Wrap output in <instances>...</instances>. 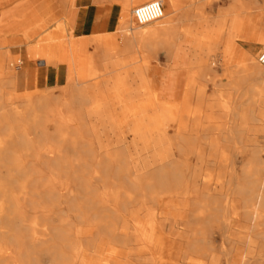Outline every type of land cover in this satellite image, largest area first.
Listing matches in <instances>:
<instances>
[{"label":"bare ground","instance_id":"bare-ground-1","mask_svg":"<svg viewBox=\"0 0 264 264\" xmlns=\"http://www.w3.org/2000/svg\"><path fill=\"white\" fill-rule=\"evenodd\" d=\"M10 1L17 2L1 14V25L23 9L39 12L44 0H0V7ZM53 1L64 17L59 20L53 15L47 20L46 27L53 22L55 29L45 33L40 42L67 37L66 44L59 43L54 48L53 42L45 48L33 43L44 32L45 25L27 34L29 43L14 44L0 39V130L10 131L5 138L0 135V165L3 167L14 154L12 161L21 164L17 176L23 179L22 183L35 187L41 177L36 176L34 166L25 167L29 162L23 163L18 154L38 153L45 158L43 164L49 169L50 184L57 181L61 190L54 192V207L62 206L65 215L59 226L51 229L54 240L46 242L35 228L28 232L40 252L54 249V264H78L81 254L92 251L103 239L115 251L117 245H130L123 264H176L170 255L180 258L178 264H200V261L219 264L221 259L228 264H264V158L261 156L264 149L259 141L264 144V68L254 56H244V65L235 70L226 69L217 80V73L207 64V58L219 44V53L227 61L232 46L227 44L226 24H237L250 10L257 11V0H252V7L244 0H231L234 5L222 9L218 18L221 25L218 38L212 37L211 28L198 36L180 26L186 17L199 19L202 11L200 7L184 11L182 0H160L161 17L140 26L133 25L131 9L147 0H89L115 8L116 18L107 30L78 41L76 34L66 35L70 29L76 31L80 27L74 10L77 0ZM1 31H4L2 27ZM260 41L264 45V38ZM187 42L192 68L184 74L186 93L172 124L169 125V112L160 110L174 158L136 175L120 135L123 127L130 126L131 101L137 99L127 98L139 92L145 94L146 90L155 97L156 90L148 85L130 90L133 94L122 92L121 73L133 67L136 78L140 73L151 83L144 74L148 62L138 63L135 53L161 49L172 66L180 47L183 49L182 43ZM21 45L22 53L11 54L10 46ZM88 45L94 48L93 55L86 56ZM61 50L73 57V71L68 65L65 70L54 65L56 58V63L61 62L64 55L58 56ZM30 61H40L38 70L42 66L58 69L64 83L56 86L57 93L53 86L33 85L34 76L39 77L43 70H34ZM137 80L140 81L139 76ZM209 89L211 93H207ZM18 96L23 98L19 102L21 107L13 101ZM46 122L53 123V133ZM186 148L194 153L197 165L191 166L188 176L191 185L182 191L186 168L179 164L176 153ZM94 153L100 158L90 165ZM207 164H216L218 168L208 169ZM197 178L203 186H208L197 188ZM34 187L29 191L36 195ZM5 192L0 187L1 198ZM170 193L171 197L167 196ZM60 195L63 200L59 199ZM14 201L20 207L18 196ZM0 216L5 220L0 223V233L19 251L23 250L25 244L19 227H27L24 220L11 221L4 203L0 204ZM212 230L217 231L221 245H228V250L223 246L215 249ZM84 233L89 237L75 246L76 236ZM169 241L173 243L167 252ZM1 255L11 256L10 249L0 245Z\"/></svg>","mask_w":264,"mask_h":264},{"label":"rangeland","instance_id":"rangeland-1","mask_svg":"<svg viewBox=\"0 0 264 264\" xmlns=\"http://www.w3.org/2000/svg\"><path fill=\"white\" fill-rule=\"evenodd\" d=\"M182 1H183L182 2V9L184 11H190L191 9L195 10L196 7H200V9L202 11L200 10L201 16L199 17V19L197 17H196L197 19L191 18L190 16H189V18L186 17L181 22L180 26L182 25L181 27L188 28V29L192 30L194 32V34L198 35V36H200V34L204 35L205 31L210 30V28L214 29L212 32L213 38H218V36L220 34L221 25H219V23H217V22L219 20L218 18H220V16L222 15L221 10L222 9H229L234 5L233 2H232L233 5L232 4L229 5L228 0H210V1L209 0H192V1L182 0ZM257 1L259 2V5L262 6V9L260 10V12L257 13L258 10L257 11L256 10H250L249 12L246 13V16H245L246 18L243 19V20H248V17H253V16L257 17V19L255 20V22L253 24L246 26L245 24H243V22H244L243 20L240 22L238 21L237 24H233V23H227L226 24L225 28L227 29V31H226L227 44H230L232 46L231 51L229 53L230 56L228 55L229 60L228 59H227V61L224 60V58L220 55V53H219L220 49H221L220 44L217 46L218 49H215L213 51L214 53L211 52L210 53L211 56H209V58H207L208 59L207 64H208L209 68H212L217 73V75L215 76V78H217V80H218V78H220V79L222 78L221 73H223L226 69L229 68L231 70H235L237 67L244 65V63H242L244 61V56H250L251 55V56H254L256 58L258 51L264 47V45H262L261 41H260L262 38H264V35L261 34L262 33V27H264L263 26V23H264V0H257ZM16 2L17 1H10V2H6V4H3L0 7V16L4 12H6L7 10H10L15 5ZM46 2H48V3H46ZM241 2H243V0H241ZM87 3H90L89 0H77L76 5H74L75 12H77V10H82L83 7ZM244 3L250 4L251 7L253 6V2L251 3L250 0H247ZM44 4H48V5L44 6ZM49 4L52 5L51 9H49ZM188 4H189V6H188ZM41 6L42 7L39 8V13L44 17L50 15L53 12H54V15H56V18H58L59 20H62V18L64 17L63 13H61L57 7H54V1L53 0H44L41 3ZM187 9H189V10H187ZM118 14H119V12H118ZM190 15H191V13H190ZM19 22H21V21H19ZM132 23H133V25H135L134 22H132ZM55 25H56V23L52 22L48 28L46 26H44V28H45L44 32H40L38 34L39 37L35 38V41L33 43L42 44L43 47H45V48L47 46L50 47L51 44H55V43L56 44L52 45L51 47L55 48L59 43H63V42H64L63 44H66L67 40H68L67 37L64 39L56 40L57 42L55 40L40 42L41 41L40 38L44 37L45 33L55 29ZM1 27H2V25L0 23V29H1ZM51 28H52V30H51ZM200 28L202 29L203 33H202ZM76 31L74 29H70V31L66 35H73V34H75ZM199 32H201V33H199ZM18 36L19 35H17V34H9L8 32H5V31L0 32V39L10 40L11 38H16ZM244 37H246V38H244ZM87 38H88V36L77 37L76 41H78L79 39L85 40ZM29 41H30V35H26L23 38H21L20 40L16 41L15 43H18V42L29 43ZM53 42H55V43H53ZM182 46H183L184 50H187L190 52V43L189 42L182 43ZM22 49H23V45H21L20 47L19 46H10L9 47V50H10L11 54H13V55H18L20 52L22 53ZM93 50H94V48L92 46L88 45L87 48L85 49L86 56L93 55L95 53ZM64 51L65 50L59 51V54H58L59 57L62 54H64V55L61 56L62 58L60 57L61 62L58 61L56 63V61H57V58H56L54 60V63H55L54 65L55 66L57 65L58 69L60 67H62L60 69L64 68L63 70H65L66 67L69 66L71 68V70L73 71L74 59L71 55H69V52L65 51V53H64ZM154 51L152 53H147L144 51H142L141 53H138V54H137V52L135 53V55L137 56L136 60L138 63H140V61H142V60H146V62H148V64L144 62L146 64V69L144 71L145 72L144 74L147 75V77L149 79L154 80V83H153V81H151V83L146 82V80L143 79V76L138 71H137V73H139L140 75L138 74L137 78H136L135 71H134L135 68L128 67V68H126L125 72L121 73V80L119 81L120 82L119 88L122 92L123 91H130L132 89H138L141 86L145 87V88H148L150 85H157V86L162 87L163 85H167L170 81L178 79V72L176 71V69L169 66V63L167 60V55L165 54V52L161 49H156ZM67 53H68V55H67ZM126 55H123V56H126ZM74 56H78V53H75ZM140 57L144 58V59H141ZM190 57H191V53H190ZM39 62L40 61H35V62L30 61V64L34 68V70L37 69L36 71H38V72H39V70L44 71V72L43 71L39 72L40 75H42L41 77H40V75H39V77H37V75L34 76L35 79L33 78V80H32L33 85L35 84L34 86L38 87V88H45L47 86H53V91L54 92L56 91L55 93H57L58 87H56V86L64 83V80L60 79V78L57 80V82H53L54 76L56 77L57 74L60 76L59 72L57 71L58 69H52L49 66H44V67L42 66L38 70L37 66H39ZM62 62H65V64H63ZM66 65H68V66H66ZM191 68H192L191 65H189L187 70H189ZM138 76L140 77V81L137 80ZM37 78H39V80H40V78H42V79H41V81H37L38 80ZM36 84H38V85L36 86ZM7 90H9V89H6V91ZM148 92H149V90H146L145 94L142 93V94H144L143 96L139 92V93H136L135 95L129 96L127 98V99H129V98H132L134 96L137 97V99L131 101L132 105L134 106L133 107L134 118H135V115L138 113L139 107H140L139 105L137 106V103L142 101L144 98H147ZM131 93L133 94L132 91L128 92V94H131ZM207 93H211V90L210 89L207 90ZM22 99H23L22 97L18 96L13 101L17 102L18 103L17 106L21 107L22 105H20L19 102ZM149 112H150V114L155 113V106L154 105L150 106ZM46 125L48 127V130L50 132L52 131L51 133H53V127H54L53 123L46 122ZM170 129H172V128H169V132L171 134H173V132ZM14 130H15L14 132H17L16 128ZM9 132L10 131L3 130V129L0 130V135L1 134L5 135L4 137H1V138H5L6 134ZM29 133H31V131H29ZM128 141L131 142L132 137H129ZM259 141L263 145L262 149H264L263 148L264 144H263L262 140L260 139ZM197 146L198 145H196V147ZM191 151L192 150H188L186 148V149H184V151L182 153H176L177 161L179 162V164L182 167L186 168L185 173H184L185 174V179H184L185 183L181 187L182 191H184L186 188H189V186L191 185L188 176L191 172V166L197 165L195 158L193 157L194 153ZM18 155L22 158L23 163L29 162V165L25 164L26 165L25 167L29 168V167L34 166L35 171H36V176H40L41 178L38 179L39 182H38V184H36L35 187H34V184L29 186L26 183H22L23 179L19 178L17 176V173H16L18 171V169L21 168V164L19 162L12 161V158L15 156L14 154L10 155L11 160H9L8 163L4 164L3 167L0 165V183L2 184V186H0V187H2L4 190H6V192L2 196V198L0 196V204L4 203V205L6 207V212H7V214L9 213V217L12 219L11 221L23 219L24 225L27 226V227H25V226L19 227V229L21 230V234H23V240L22 241L25 244V248L21 251L18 250L17 246L15 244H13V242L7 240L6 235H3L0 233V245L7 247L11 251V256H9V257L8 256L4 257L2 255L0 256V264H54V249H52L49 253H41L40 247L31 240V234L28 232L30 230H32V228H35L37 230V232H40L39 234L42 233V235H44L43 240H45L46 242H52L54 240V238L52 236V230L59 226V221H60L61 217L65 215L64 212H62V211H64V210H62V206H59V207L55 206L54 207V192H59V193L61 192V190L59 188L60 185H58L57 181L56 182L54 181L50 184V181L52 179H49L50 178L49 169L47 167H45L43 164V162L45 160L44 157L39 156L38 153L31 154V153L21 152ZM261 156H262V158H264V152L263 151L261 152ZM68 157H69V159H72V156L68 155ZM99 158H100L99 154L94 153L92 155V160H90L89 164L94 165L96 160H98ZM38 159H41L42 161H38ZM207 167H208V169H213V170H217V168H218V166L216 164L215 165L207 164ZM195 181H196L195 186L197 188L202 189V188H205L208 186V184L207 185L204 184V186H203L200 182L201 179H199V178H197ZM17 182H19V183H17ZM214 182H217V180L214 179ZM208 183H210V181ZM33 187H34V191H35L36 195H34L30 192L31 190L29 188H33ZM69 187H72V185H70ZM171 195L172 194L170 193L167 196L171 197ZM17 196L19 198V202L21 203L20 207H18L14 201V198ZM48 196H50V198H48ZM63 198H64L63 195L59 196V199L63 200ZM232 198L233 197L231 196L230 199H232ZM12 215H13V217H12ZM0 220H1L0 223L5 221L4 218L1 216H0ZM70 221L74 222V225H78L77 221H75L74 219H71ZM34 223H36V224H34ZM5 225H7V224L5 223ZM55 226H57V227H55ZM1 227L2 226H0V228ZM8 229H9V227H8ZM179 230L183 231L182 228H180ZM214 231H215V233H213V230H212L211 234L213 233L212 237L214 240L215 249L219 250L220 246H223V248L225 250H228L229 249L228 245H226V244L221 245V241H222L221 237L218 236V233L216 230H214ZM49 235L52 236V238ZM88 235L89 234H87V233L77 235L75 240H74V245L75 246L81 245L83 243V241L89 237ZM101 240H102L101 243H98L92 251L85 250L81 254V256L78 259V264H104L105 263V261H103L104 256H102V252H100V249H98V246L104 248L107 245L108 247L111 248V251L112 250L115 251V250H114V247L109 245V243H107L106 240H103V239H101ZM170 243L172 244L173 242L172 241L167 242V246H168L167 252L170 251V247L172 246ZM128 247H130V245H128V246L117 245V251H118L117 253L119 254L120 260L114 264H123V257L125 256V252L127 251ZM171 253H172V250H171ZM179 259L180 258H178L177 256L175 258H173V255H172V260L174 261V263L178 264ZM193 264H196V263L193 262ZM200 264H207V263H206V261H200ZM219 264H228V263L224 259H221L219 261Z\"/></svg>","mask_w":264,"mask_h":264},{"label":"crops","instance_id":"crops-1","mask_svg":"<svg viewBox=\"0 0 264 264\" xmlns=\"http://www.w3.org/2000/svg\"><path fill=\"white\" fill-rule=\"evenodd\" d=\"M228 1L229 5H231L232 1ZM250 2L252 3L253 1L250 0ZM257 3V13H259L262 6L259 5L258 1ZM30 13H35V15L31 16ZM116 13L115 8L87 3L82 10H77L76 12L80 27L75 34L77 37H81L107 30L109 25L115 20ZM18 14L13 18L9 17L5 24L2 25V29L5 32L19 35L9 40L12 43L20 40L37 27L44 26L47 20L54 15V13H51L43 17L36 9L30 11L23 9ZM256 19L257 17L255 16L248 17V20H244L243 24L246 26L253 24ZM261 34L264 35V27H262ZM189 60L190 52L180 47L177 58L171 66L178 72V79L170 81L162 87L150 85L151 89L156 90V96L153 97L151 94H148L147 98L138 102L137 106L139 105L140 107L135 118L132 111L128 118V121L131 122L130 126L123 127L121 130L120 135L123 147L136 175H140L144 171L154 170L174 158V153L168 143V129L162 123L160 110L169 112L171 122H169V125L172 124L180 102L186 93L187 78L184 74L189 66ZM59 77L58 74L56 77L54 76L53 82H57ZM151 81L154 83V80L151 79ZM151 105L155 106L154 114H150L149 112ZM129 137H132L131 142L128 141ZM98 249H100L102 256H104L103 261L114 264L120 260L117 251H111V248L107 245L104 248L98 246ZM170 259H172V255H170Z\"/></svg>","mask_w":264,"mask_h":264},{"label":"built area","instance_id":"built-area-1","mask_svg":"<svg viewBox=\"0 0 264 264\" xmlns=\"http://www.w3.org/2000/svg\"><path fill=\"white\" fill-rule=\"evenodd\" d=\"M162 4L160 0H147L131 9V15L136 25H143L161 17ZM257 62L264 68V47L256 55Z\"/></svg>","mask_w":264,"mask_h":264}]
</instances>
